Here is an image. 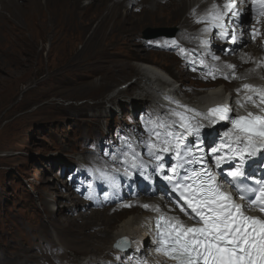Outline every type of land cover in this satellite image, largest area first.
Returning a JSON list of instances; mask_svg holds the SVG:
<instances>
[{"label": "rangeland", "instance_id": "obj_1", "mask_svg": "<svg viewBox=\"0 0 264 264\" xmlns=\"http://www.w3.org/2000/svg\"><path fill=\"white\" fill-rule=\"evenodd\" d=\"M130 10L139 12V8L133 6ZM42 13L47 18V12ZM18 16L17 13L15 18L21 26L12 39L4 38L0 42V254L28 250L27 255L48 264L42 256L44 253L41 255L40 250L35 249L41 245L43 250L44 244L37 238L39 234L45 236L49 246L47 255L55 253L50 247L56 246L53 234L56 226L64 229L67 239L74 237L60 222L46 219L47 215H54L56 219L57 211L65 213L66 208L74 207V202H83L79 206H86L85 211L112 210L139 197L137 189L149 187L150 178L148 183L139 179V175L144 178L146 173L138 175L137 169H131L124 160L125 154L134 152L139 158L142 156L146 164L152 162L148 174L153 179L157 165L149 153L140 151L139 142L149 148L150 135L146 130L152 129L156 122L146 119L143 109L128 105L134 98V90L128 87L136 77L130 70L118 71L130 72L128 76L116 72L123 68L119 67L120 57L111 44L106 45L116 36L123 38L120 29L108 27L93 39L97 23L91 17L84 19V23H88L82 25L77 23V15L66 17L67 26L57 22L52 27L37 20L32 26L28 23L27 29L24 26L27 21L23 22ZM175 23L174 19L167 23V28H148L176 30L177 34ZM146 24L160 26L150 18ZM143 30L137 38L139 35L148 43L156 41L153 37L143 38ZM147 51L166 53L151 44ZM150 56V64L159 66L153 61L161 58ZM129 64L134 65L132 60ZM97 68L101 69L96 71ZM108 68L112 72L104 70ZM177 85L180 87L179 83ZM115 87H123L126 94L113 101L108 96ZM188 90V98L193 99L204 89L188 87ZM121 104L124 107L119 106ZM126 168L133 173L131 176L125 174ZM112 174L119 179L114 187L110 183L111 178L115 179ZM66 195H71L72 199L67 200ZM147 197L150 195L143 194L137 199ZM44 199L48 203L47 213L43 209L46 207L42 203ZM133 212L127 210L115 223ZM74 213L66 214L72 217ZM80 240L81 236L75 239ZM62 253L81 262L82 257L77 259L69 250Z\"/></svg>", "mask_w": 264, "mask_h": 264}, {"label": "bare ground", "instance_id": "obj_2", "mask_svg": "<svg viewBox=\"0 0 264 264\" xmlns=\"http://www.w3.org/2000/svg\"><path fill=\"white\" fill-rule=\"evenodd\" d=\"M226 2L234 4V10L237 13L236 19L231 20V25H235L236 22L239 25L237 27L226 26V22L222 20L223 28L212 27L209 13L223 14L226 11L224 9ZM214 5L215 8H213ZM131 6L139 8V12L131 11ZM43 11L47 12V18H44ZM17 13L22 17L23 22L27 21V24L24 25L27 29L37 20L46 23L49 27L54 26L57 22L59 25L67 26L69 22L65 20L75 15L78 16L77 23L80 25L84 23V19L89 17L94 20V23H97L93 39H96L98 34L101 36L108 27L120 29L123 38L118 39L116 36L113 41L108 40L109 43L106 45L111 44L112 50L120 57L119 67L123 68L116 72L130 70L136 77V80L131 82L128 87V89L134 90V98L128 101V105L130 107L135 106L139 110L143 109L144 117L148 120H154L156 124L176 119L171 115V112L173 110L183 111V108L178 107V105L187 106L204 113L214 106H227L232 115L238 117L247 116L249 112L254 115H264V112L260 111V107L254 106L252 102H246L245 98L250 92L242 87L244 84H249L257 89H264V16L259 14L258 0L255 4H253V0H0V42L4 38L12 39L14 32L21 26L15 18ZM229 14L231 13L229 12ZM202 17H206V19L197 23ZM148 18L160 26H148L146 24ZM245 18L251 23L253 22L252 25L246 23ZM174 19L176 20L174 25L178 28L174 40H163L167 39L163 38L164 35L151 36L156 38V41L149 43L141 40L139 35L137 38V34H141L143 29L148 27L167 28L169 27L167 23H172ZM88 21L91 22L92 20L89 19ZM86 23L88 22L84 24ZM205 28H208V31L205 32ZM224 31L228 33L227 36L221 35ZM254 31L256 32L255 36H253ZM233 36L235 42H230ZM212 39L215 42H212ZM244 42L246 44L240 48L239 46ZM150 44L158 46V49H163L166 53L147 51V46ZM181 49L184 50L183 53H181ZM172 51H176V53ZM114 52L113 54H115ZM150 55L159 56L162 59L152 60L159 66L150 64ZM213 57L219 59L214 60ZM129 60H132L134 65L131 66ZM198 61H203V63ZM229 65L234 67L230 68ZM242 68H246L245 72L241 71ZM104 70L112 72L111 68ZM118 73L122 76H128L130 72ZM212 74L215 77L220 75L221 78L214 79ZM186 81L189 84L186 85ZM178 83L180 87L177 85ZM188 87L204 90L193 99H189L187 96ZM238 89L239 91H237ZM112 91L108 98L113 101L126 94L123 87H115ZM253 100L256 105L260 104L257 96L253 95ZM260 106L264 107V105ZM197 119L203 125L199 133L203 134L201 139L204 141L207 151L210 150L208 144L213 141H215L213 148L219 147L222 143H229V138L225 136V133H229V136L232 135V129L228 128L231 127L230 125L222 122L209 125L208 121ZM153 128L156 131H163L156 125ZM175 130L182 132L178 125L175 126ZM146 132L150 135L148 129ZM153 136L152 140L155 141L157 138L154 133ZM186 140L184 136L183 142ZM139 146L140 151L144 154L150 152L149 148L147 149L141 142H139ZM174 154L175 151L160 153L162 157L160 162L163 166L169 160L172 163L171 157ZM227 154L228 149L224 148L217 155ZM140 159L143 160L142 156ZM151 160L155 164V160L153 158ZM263 161L264 150L258 151L254 156L246 157L244 161L246 177H260ZM237 163L239 160H232V162L225 163L224 167L234 168ZM144 164L146 167L137 169L138 175H145L146 173L149 176L148 173L151 170L149 166L152 162L148 165L145 160ZM211 167L213 171L216 170L213 165ZM154 176L153 179L149 176L151 182L149 187L137 189L140 196L143 194L150 195L146 199H137L139 196L135 199H129L130 201L128 200L124 206L118 205L112 210L96 209L94 211H85L86 206H79L83 202H74V207L66 208L65 213L57 211L56 219L54 215H47L46 219L60 222L61 226L67 228L68 230H65L73 235L74 239H67L64 229L56 226V232L53 231L57 240L56 246L50 247V250L55 253L47 255L46 251L49 246L45 243L43 234H39L37 237L40 244H44L43 250L41 245L35 249L40 250L41 255L44 253L42 256L45 257L48 264H76V260H71L65 253H62L67 250L72 252L77 259L82 257L81 262L79 261L77 264H139L140 261H147V264H157V261H160L162 264H166L151 253L148 239L150 221L157 215L178 217L185 221L186 210L175 201L167 187L159 184V179H156V171ZM111 177H115V179H110L111 186L114 187L119 179L114 174ZM94 179L98 181L97 183H101L96 176ZM139 179L141 182L148 183L140 175ZM70 196L66 195L65 197L70 200L72 199ZM42 203L46 206H43V209L47 213L48 203L46 199L42 200ZM142 205H149L150 208L145 209ZM156 208L159 209V212L152 210ZM127 210L134 212L116 224L115 221ZM69 212L75 213L71 217L66 214ZM49 225L52 223L49 222ZM40 232L38 231V233ZM79 236L82 237V240L75 241ZM119 239H127L128 241V248L123 254L115 252L112 248ZM137 248L140 251H137ZM6 252L3 251L0 254V260L3 261L1 264H45L38 261V257L27 255L28 250Z\"/></svg>", "mask_w": 264, "mask_h": 264}, {"label": "snow or ice", "instance_id": "obj_3", "mask_svg": "<svg viewBox=\"0 0 264 264\" xmlns=\"http://www.w3.org/2000/svg\"><path fill=\"white\" fill-rule=\"evenodd\" d=\"M255 3L257 0H253V4ZM258 3L259 14L264 16V0H258ZM234 8V4L226 2L224 5L226 11L223 14L209 13L212 27L223 28L224 16L229 12L233 16L237 15ZM204 19L206 17H202L197 23ZM204 31H208V28ZM221 35L227 36L228 33L224 31ZM255 35L254 31L253 36ZM233 42H235L234 36ZM183 51L181 49V53ZM213 59L219 58L213 57ZM212 75L215 78V75ZM242 87L250 92L245 98L246 102H252L254 106L260 107L261 112H264V107L260 106L264 105V89H257L249 84H244ZM253 95L259 98V105L255 104ZM178 107L183 108V111L171 112L176 119L156 124V127L163 131H156L155 128L148 129L149 155L157 162L156 173L160 174L164 170L163 164L159 163L162 159L161 152L176 151L178 159L181 152L185 157L192 156L193 149L183 145V139L186 134L199 135L203 125L197 118L208 121L209 125L215 124L218 120H229L233 126L231 136L225 133L229 143H222L219 147L213 148L212 154L217 168H220L222 163L239 160L234 168L230 167L227 177H231L228 182L239 194L241 203L235 201L232 192L223 190V186L217 182V177L207 168L186 170L188 174L176 182L172 177L165 176L164 178L172 184V190L178 193L191 209V213L185 212V215L193 223L188 225L178 217L160 216L156 221L153 238L154 256H163L171 260L172 264H264V180H256L249 185L245 179H242L246 177L245 158L264 150V116L249 112L247 116L231 119L230 108L227 106L210 108L206 113L187 106L178 105ZM176 125L183 131L177 132ZM153 133L157 138L155 141L151 138ZM224 148L228 149V154L217 155ZM156 149L159 151H155ZM202 159V157L192 156V159L187 160L186 163H198ZM124 163L133 170L146 167L143 160L134 152L131 155L125 154ZM178 167H183V164H178L169 171L176 173ZM125 174L131 176L132 173L126 168ZM144 178L147 180L149 176L145 175ZM142 207L150 208L149 205H142ZM152 210L159 212L158 208ZM253 212L258 214H250ZM127 245L128 241L125 239L118 241L115 247L124 250ZM137 251L140 249L137 248ZM139 264H147V261H140ZM157 264L162 262L157 261Z\"/></svg>", "mask_w": 264, "mask_h": 264}, {"label": "water", "instance_id": "obj_4", "mask_svg": "<svg viewBox=\"0 0 264 264\" xmlns=\"http://www.w3.org/2000/svg\"><path fill=\"white\" fill-rule=\"evenodd\" d=\"M145 38H150L151 36H158V35H164L167 37H173L174 30H169V29H150L146 28L142 32Z\"/></svg>", "mask_w": 264, "mask_h": 264}]
</instances>
